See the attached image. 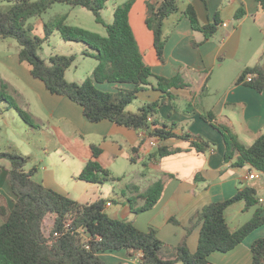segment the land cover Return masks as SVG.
Returning a JSON list of instances; mask_svg holds the SVG:
<instances>
[{"label":"crops","instance_id":"1","mask_svg":"<svg viewBox=\"0 0 264 264\" xmlns=\"http://www.w3.org/2000/svg\"><path fill=\"white\" fill-rule=\"evenodd\" d=\"M128 1L124 0L122 4ZM148 1L154 4L162 2L136 0L130 12V23L139 49L146 64L156 75L167 79L180 75L186 86L172 87L164 92L157 87L158 81L154 78L150 86L137 94V99L127 110L137 113L145 104L160 102L158 115L152 119L153 127L159 128L164 124L173 126V132L179 136L188 134L212 143L205 152L195 150L188 139L151 138L147 131L129 130L108 120L91 123L84 116L80 105L67 97L51 94L45 84L35 79L29 70L22 69L21 74L13 67H5L13 68L15 73L10 72L30 88L29 96L26 95L32 103H28L27 108L35 126L69 129L77 139L82 140L84 162L81 163V170L93 158L92 146L95 145L102 151L99 163L114 177L124 182L126 176H131V181L125 186L114 188L109 198L104 199V194L100 193L92 202L104 199L106 212L111 217L134 222L144 232L153 228L158 238L169 246H178L186 238L189 250L195 253L201 225L196 220L193 223V218L205 206L228 200L239 190L252 187L259 199L255 211L264 208V173L250 164L235 166L241 156L238 150H234L232 158L226 161L227 148L223 136L205 120L206 116L212 114L217 125L226 127L246 147L252 146L264 134V90L259 93L246 84L238 83L247 68L260 65L264 69V7L257 0H179L182 2L180 11L170 17L164 26L167 42L165 61L161 62L154 48L153 33L145 24ZM189 4L196 10L202 25L214 22L216 17L221 19L222 25L214 37L206 39L203 33L192 29L189 19L183 14ZM240 11L243 16L237 19ZM59 14H68L67 24H70V12ZM41 23L44 25V21ZM74 26L83 28L81 23ZM14 62L15 66H19V58L15 57ZM71 81L75 82L73 79ZM96 86L113 94L122 89L135 88L133 85L111 83ZM153 142L154 145L151 144ZM159 147H166L172 153L165 157L155 156ZM134 148L138 150L133 155ZM133 156L136 163L131 162ZM42 170L40 173L37 170L35 174L39 175V183L74 199L72 193L76 194L80 185H73L67 191V186L59 184L53 171L48 167ZM253 172L257 176L255 180L249 179V174ZM79 175L72 178L77 179ZM157 182L165 186L158 204L148 211L133 213L131 200L134 208L142 207L144 200L139 195ZM84 185L74 199L79 203V198L96 184L84 182ZM0 195L7 198L11 208L14 207L15 198L9 184H0ZM238 203L237 207L241 209V203L244 202ZM238 203L231 205L225 213L232 231L246 223H233V207ZM188 228L192 229L190 233ZM261 238H264V226L251 233L234 250L212 253L209 264H252L251 247ZM99 255L107 264H141L143 258L141 251H108Z\"/></svg>","mask_w":264,"mask_h":264},{"label":"trees","instance_id":"2","mask_svg":"<svg viewBox=\"0 0 264 264\" xmlns=\"http://www.w3.org/2000/svg\"><path fill=\"white\" fill-rule=\"evenodd\" d=\"M114 0H6L0 2V39H14L19 47V61L27 64L31 75L45 84L53 95L69 98L83 108L84 116L91 123L108 120L129 130L147 131L149 137L168 140L172 138L188 139L198 152H205L213 144L191 135L179 136L173 132V126L153 127V117L158 115L160 102L148 103L137 113L127 108L137 99V94L151 85L152 78L157 79L158 88L167 92L172 87L186 86L180 75L167 79L156 75L149 67L141 53L137 39L130 23V12L136 0L119 5L113 13V22L107 24L102 11ZM264 7V0H257ZM67 5L71 8L81 7L103 25L107 37H102L86 29L67 24L68 14H57L44 23L42 36L33 35L34 26L31 19L42 17L53 6ZM145 24L153 33L154 48L158 59L165 61L164 50L166 38L164 26L166 21L180 11L179 0H162L160 4L147 2ZM196 32H201L206 39L216 35L222 25L216 17L214 22L202 25L196 10L187 5L183 13ZM240 11L236 18L240 19ZM55 32H59L65 42H83L89 50L82 53L98 61L92 78L82 83L69 82L65 75L73 66L76 57L55 54L48 60L43 59L39 51L43 44L50 41ZM255 75L247 82L248 75ZM111 83L133 85L134 90H119L117 94L103 91L96 84ZM262 93L264 90V69L258 65L247 68L238 80ZM8 86L0 90V103L13 109L21 119L30 126L34 125L32 116L20 107L15 98L8 93ZM0 110V114H3ZM216 128L225 141V160L232 158L233 151L241 154L235 166L250 164L254 169L264 173V134L256 142L246 147L236 135L226 127L217 125L212 114L205 117ZM134 148L133 155L137 153ZM101 149L92 146L93 158L86 164L78 180L96 185L117 182L98 161ZM172 152L166 147H159L155 156L165 157ZM154 156V155H153ZM9 161L7 182L14 195V207L4 195H0V264H107L101 252L141 251V264H209V257L214 252L228 253L238 247L254 231L264 226V208H258L252 218L239 229L232 231L225 217L227 209L238 202L245 203V210L259 204L257 191L252 187L239 190L233 197L221 202H214L198 212L194 220L201 225L198 249L195 253L189 250L186 238L178 246H169L162 242L157 231H141L134 222L119 220L106 212V201L81 204L76 200L45 187L34 180L37 169L26 171L27 158L15 151L0 153V161ZM135 156L131 162L136 163ZM2 166L0 165V175ZM164 184L157 182L150 186L139 198L144 205L134 208L139 214L155 207L164 191ZM48 216H54V225L47 237L44 224ZM174 223H177L174 219ZM188 228V233L191 232ZM58 234V235H55ZM252 264H264V238L256 240L252 247ZM123 264V263H119Z\"/></svg>","mask_w":264,"mask_h":264},{"label":"rangeland","instance_id":"3","mask_svg":"<svg viewBox=\"0 0 264 264\" xmlns=\"http://www.w3.org/2000/svg\"><path fill=\"white\" fill-rule=\"evenodd\" d=\"M123 1L124 0H114L107 4L106 8L102 11V17L105 22H113L114 10L117 6L122 5ZM0 2L1 4H7L6 0H0ZM65 12L71 13V25L74 26L81 23L84 29L104 37L107 36L106 28L96 22L92 13L81 7L71 8L67 5L60 4L53 6L42 17L31 19L29 21L28 24L33 25L34 28H36L32 34L42 36L44 30L41 21L47 23L55 15ZM86 50H89V48L85 43L65 42L59 32H55L50 41L43 44L39 54L45 60H48L55 54L65 56L74 55L76 60L73 66L68 70L66 79L69 81L73 79V81L77 83H82L86 79L92 78L93 70L98 64L95 58L82 55V52ZM19 52L20 47L14 39H0V90H3L5 86H8V93L15 98L16 102L22 109L30 114L31 112H29L27 108L28 103H32V101L27 100L30 88L23 85V83L10 72L12 71L15 73V71H18L22 74L23 70L30 71V68L26 63H20L19 66H15L16 62H14V59L15 57L17 59L19 58ZM5 65L13 67L15 71L13 68L5 67ZM6 106L5 103H0V110L4 111L3 114H0V153L15 151L25 156L28 160L25 168L26 171L36 168L40 173L43 171V167H48V169L53 171L57 176L59 184H65L67 186V191L71 190L73 185H80L76 194L72 193L74 199H76L77 195L81 193L83 187L86 186L83 181L72 178L82 172L81 163L84 162L82 140L77 139L75 133H72L69 129L64 130L58 127L49 128L48 125L30 126L21 119L15 110L9 109L10 111H7ZM68 150L69 152H67ZM127 164L130 165V163ZM0 165L2 166L0 184H8L6 173L11 169V165L9 161L6 160L0 161ZM3 172H5V174ZM38 176H35L34 179L40 182ZM126 178L124 182H122L121 179L117 182L95 185L92 189L87 190L79 199L81 200V203L92 202L100 193H103V198L107 199L111 193H114V188L125 186L126 183L131 181V176H126ZM94 189L96 191H94ZM241 204V209H238L240 207H237L239 206V203L233 207V223L240 222L243 224L249 221L254 215L255 208L257 207L244 210L245 204ZM54 218V216H50L45 221L44 232L47 237L50 235L53 228Z\"/></svg>","mask_w":264,"mask_h":264},{"label":"built area","instance_id":"4","mask_svg":"<svg viewBox=\"0 0 264 264\" xmlns=\"http://www.w3.org/2000/svg\"><path fill=\"white\" fill-rule=\"evenodd\" d=\"M254 77H255V75H253V74L248 75L247 78H246V81H247V82H251V81L254 79ZM151 144L154 145V142L151 143ZM256 177H257V176L255 175V172L249 174V179H251V180H255ZM108 205H110V204H108ZM55 235H58V234H55ZM49 236H50V235H49ZM49 236H48V237H49Z\"/></svg>","mask_w":264,"mask_h":264}]
</instances>
